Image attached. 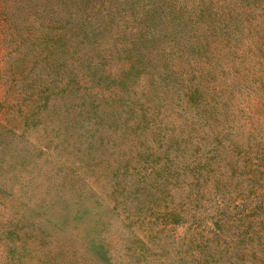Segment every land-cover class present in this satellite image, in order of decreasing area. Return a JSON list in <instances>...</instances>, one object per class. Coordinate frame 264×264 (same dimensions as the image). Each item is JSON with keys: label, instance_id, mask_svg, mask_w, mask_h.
Masks as SVG:
<instances>
[{"label": "trees", "instance_id": "obj_1", "mask_svg": "<svg viewBox=\"0 0 264 264\" xmlns=\"http://www.w3.org/2000/svg\"><path fill=\"white\" fill-rule=\"evenodd\" d=\"M18 46L78 161L0 122L1 264H264V0H0L4 90Z\"/></svg>", "mask_w": 264, "mask_h": 264}, {"label": "rangeland", "instance_id": "obj_2", "mask_svg": "<svg viewBox=\"0 0 264 264\" xmlns=\"http://www.w3.org/2000/svg\"><path fill=\"white\" fill-rule=\"evenodd\" d=\"M253 37V35H252ZM16 43L13 44V46H15ZM245 48V46H243ZM9 48V47H7ZM25 47L24 46H18L15 47L12 50V54H14L16 56V58L14 60H10V62L16 61V67H13L12 70H14L16 68V72H12V71H5L4 72V77L3 80H6L5 85H10V90H4L0 87V122L6 124L7 126H12L15 128V130H17V132L15 133L16 136L13 137L12 139V151H17L19 152L18 157H16V160H20V154H21V158L25 159L28 162V168L30 166L29 162L31 160L35 161V164L37 166H39V168L37 169V173H42L45 172L46 174H41L39 176H37L34 181L36 182L37 186L45 188L47 186L46 182H43L44 176H50L53 174L55 168H57L54 164V161L51 157L45 159L43 155L39 156V152L38 150L40 149V146H45V145H53L56 143V145L60 144L61 145H65L66 143H71L74 140V138L76 137L71 136V137H67L65 134L61 133V130L65 127V125L63 124V121H61L60 119H63L64 115H66L68 118H70V114L61 111L62 107H58L54 110V107H51L50 105L48 107H46L45 109H43L42 111L39 110L38 112H36L37 114H34V109L35 104L38 102V100H40L39 98L35 97V96H31L30 98L25 97L26 95H28L31 92H35L37 88H39V86L37 84L34 85V87L32 89L30 88H23L22 90V86L24 84H28L25 83L27 79H25L24 84L21 85V82H16V81H10V78L12 77V73L18 74V75H24L25 72H20V68L24 67L25 65L28 64V62H22L19 61V59H23L25 57ZM216 51L220 52L221 54L218 55L220 57H223V60L225 62L226 65L229 64V62L227 61V59L223 56V50L220 49H216ZM92 54V53H91ZM113 63L111 64V66L113 67V64L116 63V61L110 60ZM174 63H176L177 65H179V67H181L183 65V59H180V61L178 62V60L175 59ZM116 66V65H115ZM8 67V66H7ZM4 70H7L4 69ZM47 71V70H45ZM228 78V77H226ZM23 92V93H22ZM105 92V91H104ZM25 94V96H24ZM18 96L15 99H13V96ZM25 97V100L23 99ZM238 99L239 104L237 105H242L241 104V97L239 98H235ZM34 100V102L32 101ZM59 102V100L57 101ZM12 103V105H11ZM22 103V104H20ZM253 111L257 108L255 105L250 107ZM23 131V136L19 135L20 132ZM56 135V136H55ZM66 138V139H63ZM37 144V146H36ZM78 146V143L76 144H72V145H66V146H62V150H60V154L62 155L63 158H74V153H75V149L74 147ZM77 160V159H76ZM78 161V160H77ZM33 162V161H32ZM66 169H64L63 171L60 172V174L64 175V171ZM84 168L80 169L82 174L83 173ZM49 179V183L53 181V177L52 178H48ZM39 184V185H38ZM102 185L101 188L102 190H104L105 188H108L109 186V180L108 178H103L102 180ZM43 191V189H42ZM36 194H39V191H35ZM11 202V201H10ZM110 202V200H109ZM13 203H15L13 201ZM110 204H112V202H110ZM113 205V204H112ZM120 208V207H119ZM121 211V209H120ZM5 214L4 219L7 218V216H10V213L7 211L6 209H2L1 210V215ZM115 222L117 223V225H120V222L118 221L117 218H115ZM135 229H137L135 227ZM186 232L185 227L183 226H176L174 227V233L175 234H179V235H184ZM3 251H2V246L0 245V264L4 259L3 257Z\"/></svg>", "mask_w": 264, "mask_h": 264}]
</instances>
